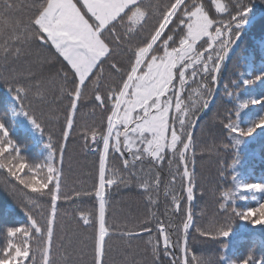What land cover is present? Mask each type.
I'll list each match as a JSON object with an SVG mask.
<instances>
[{
    "label": "snow or ice",
    "instance_id": "snow-or-ice-1",
    "mask_svg": "<svg viewBox=\"0 0 264 264\" xmlns=\"http://www.w3.org/2000/svg\"><path fill=\"white\" fill-rule=\"evenodd\" d=\"M19 7L12 0H0V60L6 63L10 58L19 59L34 41L55 49L57 58H62L56 73L63 81L60 92L69 98L63 140H68L74 128L81 101L94 100L96 107L107 108L104 126L82 132L85 146L89 137L92 144L103 146L98 158V184L94 186L98 215L90 218L78 210V222L91 225L95 231L91 264H106V238H111L106 221L107 188L127 185L135 178L148 204L158 207L162 187L159 169L166 163L171 178L164 186L163 195L171 198L173 210L179 212L182 208V197L172 188L177 177L188 204L193 201L194 173L190 171V163L194 164L193 130L199 119L197 113L208 109L206 97L212 96L221 67L239 41L252 9L243 0H170L163 8L150 0H36L31 5L34 11L24 25L11 15ZM153 18L156 22L148 30ZM122 48L129 53L126 68L112 59ZM109 61H112L109 68L120 74L119 83L102 93L103 65ZM256 79L264 81V71ZM252 82L241 81L245 86ZM9 91L15 93L13 100L19 105L18 109H11L12 115L23 117L43 135L44 126L33 110L32 101L25 104L29 96L37 103L45 102V90L40 82L34 88L17 85L9 87ZM249 105L264 109V97L241 102L235 112L237 121L240 110ZM223 126L234 134L231 146L237 147L242 143L241 137L252 136L257 129L264 131V114L257 115L247 128L231 117ZM44 148L47 156L43 162L28 160L5 121L0 119V169L33 194L30 199L34 207L44 202L49 209L46 215L40 214L43 222L29 212L27 225L7 227L4 242L0 244V264H71L72 250L63 242L68 239L70 245V238L61 237L60 242L55 239L58 209L61 202L75 203L82 195L93 193L65 194L63 169L57 163L62 165L66 145L61 143L57 147L49 135ZM110 153L118 154L116 158L127 176L121 168L108 167ZM145 162L150 165L146 175H138V168L141 174L145 173ZM231 179L234 189L224 191L223 202L219 204L225 222L212 230L197 228L199 236L226 239L232 231L231 221L236 218L253 226H264V199L254 206L237 207L238 200H248L245 193L264 194V182L247 183L235 173ZM152 215L155 218V213ZM192 225L189 208L182 224V242L170 241L165 227L159 226L156 243L148 241L156 264L161 255V237L162 254L171 257L169 264H208L196 255L189 258L188 233ZM151 232L146 218L138 227L125 225L119 235L127 238L131 247L133 239ZM239 264H264V259L257 261L249 255Z\"/></svg>",
    "mask_w": 264,
    "mask_h": 264
},
{
    "label": "trees",
    "instance_id": "trees-1",
    "mask_svg": "<svg viewBox=\"0 0 264 264\" xmlns=\"http://www.w3.org/2000/svg\"><path fill=\"white\" fill-rule=\"evenodd\" d=\"M21 5L11 13L14 20L27 25L34 9L31 7L36 0H12ZM170 0H150L152 4H159L161 8ZM252 10L249 17L264 10V0H243ZM248 17V18H249ZM156 22V18L149 21L148 30ZM147 35V30L144 33ZM129 53L126 49L118 50L113 61L122 68H126ZM62 58H57L55 49L49 45L32 42L25 48L19 59L10 58L8 62L0 60V119H3L10 129V135L19 144L22 154L32 162H43L47 156L44 145L48 137H53L54 144L59 147L66 145L62 167V191L74 195L75 191L92 192L91 196L82 195L75 203L61 202L58 209V220L55 239L60 242L61 237H68L63 242L72 250L71 264H91L92 245L95 231L91 225L85 226L79 220V211L88 214L90 218L97 215V201L95 199V185L98 184V158L102 144H92L89 137L88 144L82 139V132L86 128H101L106 124L107 108L96 107L94 100H83L78 106L74 128L67 141L63 140L62 130L65 126V115L69 105V98L62 96L60 87L62 79L56 76L61 67ZM109 63L103 65L105 72L102 93L119 83L120 74L114 73ZM264 71V17L255 22L250 29L242 34L239 41L233 46L226 59L218 78V91L212 105L200 121L193 136L195 157L194 164L190 163V171L194 173V198L191 205L193 225L188 233L189 258L196 255L208 264H239V262L253 256L257 261L264 259V226H253L238 218L231 221L232 231L228 238L211 239L201 237L196 231L212 230L216 225L225 222V217L219 211V204L223 202L222 193L234 189L232 174L243 173V180L247 183L264 182V131L257 129L252 136L241 137L242 143L237 147L231 146V137L234 134L223 126V122H238L247 128L250 122L259 114H264L260 105H249L240 110L238 121L235 112L239 104L250 98L264 97V81L257 80L258 73ZM243 79L253 81L245 86ZM39 81L45 90L46 100L37 103L29 96L38 119L44 126V134L35 131L23 117L12 115V108H19L13 100L14 92L9 87L17 85L33 87ZM70 87V85H69ZM214 87V86H213ZM228 93H232L231 96ZM85 94H89L85 90ZM198 114V113H197ZM229 145L224 148L223 145ZM109 155L108 167L121 168L122 164L116 157ZM244 162L239 165V160ZM146 175L150 165L145 162ZM153 171H156L153 169ZM174 171V169L172 170ZM162 180L159 205L150 206L143 190L138 187L135 178L127 185L119 184L106 189V221L111 232V238H106V264H156L148 241L156 243L159 225H163L170 241L181 240L182 224L186 218L187 200L179 178L172 185L173 190L182 199V208L179 212L173 210L171 198L163 195L164 186L171 176L165 165L159 169ZM33 194L24 189L15 181L6 170L0 169V244L4 242V232L7 227H22L28 224L27 213L41 222L42 216L48 212L47 203L41 202L34 207L30 197ZM246 201H237V207L254 206L257 201L264 199V194L245 193ZM79 210V211H78ZM155 213V218H153ZM150 221L151 234L143 233L140 238L131 241L128 246L127 238H121L119 233L124 226L134 228L142 225L145 219ZM159 221V223H158ZM159 264H169L171 257L163 256L160 240ZM39 257L37 256V259ZM223 258V259H222Z\"/></svg>",
    "mask_w": 264,
    "mask_h": 264
},
{
    "label": "water",
    "instance_id": "water-1",
    "mask_svg": "<svg viewBox=\"0 0 264 264\" xmlns=\"http://www.w3.org/2000/svg\"><path fill=\"white\" fill-rule=\"evenodd\" d=\"M262 16H264V12H261V13H259V14H256L255 16L249 18V19H248L249 22H248V24L244 27V29L249 28L253 22H255L257 19L261 18ZM221 68H222V67H221ZM215 87H217V86L215 85ZM213 97H214V94H213V96L211 97V99L209 100V104L212 102ZM206 110H207V109H206ZM206 110H202L201 113L198 115V116H199V119L196 120V126H195V128H194V130H193V135H194V132H195V130H196V128H197V125H198L199 120L201 119L202 115L205 113ZM185 195H186V192H185ZM190 205H191V204H190ZM190 205L188 204V208H187V210L190 208ZM186 214H187V211H186ZM182 239H183V231H182Z\"/></svg>",
    "mask_w": 264,
    "mask_h": 264
},
{
    "label": "bare ground",
    "instance_id": "bare-ground-1",
    "mask_svg": "<svg viewBox=\"0 0 264 264\" xmlns=\"http://www.w3.org/2000/svg\"><path fill=\"white\" fill-rule=\"evenodd\" d=\"M103 150V149H102Z\"/></svg>",
    "mask_w": 264,
    "mask_h": 264
}]
</instances>
